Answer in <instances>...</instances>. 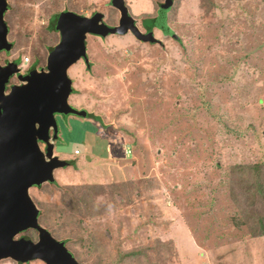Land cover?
<instances>
[{
  "label": "rangeland",
  "instance_id": "1",
  "mask_svg": "<svg viewBox=\"0 0 264 264\" xmlns=\"http://www.w3.org/2000/svg\"><path fill=\"white\" fill-rule=\"evenodd\" d=\"M7 2L6 57L36 68L58 42L57 13L118 17L108 0ZM125 3L169 40L87 37L91 68L78 61L68 76L107 127H61L55 154L78 166L54 174L58 190L29 189L38 224L80 264H264V236L229 219L264 207V174L251 166L264 164V0H180L170 17L169 0Z\"/></svg>",
  "mask_w": 264,
  "mask_h": 264
},
{
  "label": "water",
  "instance_id": "2",
  "mask_svg": "<svg viewBox=\"0 0 264 264\" xmlns=\"http://www.w3.org/2000/svg\"><path fill=\"white\" fill-rule=\"evenodd\" d=\"M107 4L118 14L112 26L105 22L104 12L94 11L89 16L71 11L57 13L52 30L58 34V42L48 50L43 67L21 72L16 63L0 65V260L80 264L65 248L64 241L55 240L37 223L39 211L28 194L31 187L52 184L53 170L68 164L52 157V142L57 138L53 116L60 115L63 121L69 115L90 117L86 110L67 103L71 93L77 94L67 72L79 60L90 70L85 44L88 36L105 39L129 34L139 43L163 48V39L155 37L153 30L141 32L137 28L125 0H108ZM6 10V0H0V53L5 56L12 47L3 18ZM10 77H15L17 83L6 89ZM39 144L44 146L43 151ZM26 230L36 232L35 242L14 238Z\"/></svg>",
  "mask_w": 264,
  "mask_h": 264
},
{
  "label": "clouds",
  "instance_id": "3",
  "mask_svg": "<svg viewBox=\"0 0 264 264\" xmlns=\"http://www.w3.org/2000/svg\"><path fill=\"white\" fill-rule=\"evenodd\" d=\"M7 4H8V2H7ZM125 5H126V3H125ZM126 7H127V9H128V11H129V13H130V10H129V8H128V6L126 5ZM57 15V14H56ZM56 15H55V17H56ZM130 15H131V13H130ZM131 17H133L132 15H131ZM3 18H4V16H3ZM54 19L55 18H53V22H54ZM52 22V23H53ZM136 26H137V24H136ZM137 28H138V26H137ZM139 29V28H138ZM154 35H155V33H154ZM156 37V36H155ZM166 37V36H165ZM158 38V37H157ZM159 39V38H158ZM86 41H87V39H86ZM164 42V41H163ZM86 44V46H87V43H85ZM12 48V47H11ZM3 53V52H2ZM2 53H0V54H2ZM87 54V53H86ZM47 56V55H46ZM87 58H88V55H87ZM89 60V59H88ZM0 61H1V59H0ZM80 61V63H81V68H82V70H83V72H85L84 71V69H85V67H84V65H83V62H82V60H79ZM7 62H13V63H16L17 64V68H19V70L21 71V72H25V71H23V68H24V65H25V63H27V61H24V60H22V64L21 65H18L19 63H18V61L17 62H14V61H9V59H7ZM24 62V63H23ZM78 62V61H77ZM5 64V63H4ZM3 64V65H4ZM0 65H1V62H0ZM3 65H1V66H3ZM44 65H45V63H44ZM36 68V67H35ZM33 69V68H32ZM27 71V70H26ZM67 77L70 79V77L68 76V72H67ZM13 79H15V77H12ZM16 80V79H15ZM71 80V79H70ZM72 81V80H71ZM17 83V81L15 82V83H13V84H16ZM73 83V82H72ZM9 85H11V84H9ZM72 86V88H73V92H76L75 91V88L73 87V84L71 85ZM8 87H6V89H7ZM73 95H78V93L77 94H70L68 97H70V96H73ZM67 103H68V98H67ZM69 104V103H68ZM69 106H72V105H70L69 104ZM72 107H74V106H72ZM75 108V107H74ZM79 109H81V108H79ZM85 110V109H84ZM87 111V110H86ZM88 112V111H87ZM89 113V112H88ZM54 117V121L56 122V125H57V134H56V136H57V138L52 142V145H53V149H52V151H51V153H52V157H56L57 159H59V160H65L68 164H67V166L66 167H64V169H60V168H58V170L57 171H55V169L53 170V172H52V176H53V183L52 184H50L51 186H47V183H43V184H41V185H39L38 187H36V189H39V188H41L42 186H46V187H49V188H53V189H55V190H58L59 189V187H60V183L58 182V181H56V179H55V177H54V174L56 173V172H63L64 170H65V168H73V171H74V169L76 168V166H78L77 164H76V162H75V157H72V158H69V159H66V158H62V157H59V156H57L56 154H55V150H54V146H55V142H57V140L60 138V135H61V127H65L67 124H68V120L69 119H78V120H86V119H91V118H77V117H74V116H71V115H69V116H65L64 118H67V120L65 121V119H64V121H63V119L61 118V116L60 115H54L53 116ZM49 136H51V132H49ZM60 141H61V139H60ZM39 146V149L41 150V151H43L44 150V146L42 145V144H39L38 145ZM125 147H127V146H125ZM74 151H77V154H74ZM71 154H72V156H78L79 154H80V152H78V150L75 148V149H72V152H71ZM71 166V167H70ZM49 184V183H48ZM56 185L57 186V188H54V186ZM31 188H33V187H31ZM30 189V188H29ZM30 193H31V191H29L28 190V194H29V197L31 198V196H30ZM31 201L33 202V204L37 207V209H38V211H39V216H40V213H41V210L38 208V206H37V204H36V202L33 200V198H31ZM38 218V217H37ZM39 220V219H38ZM37 223H38V221H37ZM46 231H48L47 229H46ZM35 232V231H34ZM49 232V231H48ZM36 233V232H35ZM50 234V233H49ZM19 235H21V234H19ZM19 235H17V236H15L14 238L15 239H17V238H24L23 236H19ZM50 236H51V234H50ZM52 237V236H51ZM36 238H37V234H36ZM53 238V237H52ZM26 239H29V240H31L30 238H28V237H26ZM56 240V239H55ZM31 241H33V240H31ZM35 241H36V239H35ZM35 241H33V242H35ZM59 241H61V240H59ZM63 241V240H62ZM64 246H65V243H64ZM65 248L67 249V247L65 246ZM68 250V249H67ZM72 254V253H71ZM73 255V254H72ZM74 257V256H73ZM7 259H9V258H6V259H1L0 260V263L1 262H3L4 260H7ZM9 260H11V259H9ZM11 261H13V260H11ZM40 261V260H39ZM14 262V261H13ZM14 263H16V262H14ZM43 263V262H42ZM23 264V263H22ZM44 264V263H43Z\"/></svg>",
  "mask_w": 264,
  "mask_h": 264
},
{
  "label": "trees",
  "instance_id": "4",
  "mask_svg": "<svg viewBox=\"0 0 264 264\" xmlns=\"http://www.w3.org/2000/svg\"><path fill=\"white\" fill-rule=\"evenodd\" d=\"M153 1H155V3H156V0H153ZM179 1L180 0H169V17L175 13L176 9L178 8ZM202 1H205V3H207L209 0H202ZM53 18H55V15L50 20V24H49L50 28L53 25V23H52ZM169 21H170V18H169ZM145 27L151 28L152 26L149 25L147 27V25H145ZM181 49H183L182 46H181ZM94 117H92V118H94ZM89 118H91V116ZM94 120L96 122H98L97 124H98L99 128L105 129V127H107V125L103 121L101 122L97 117H95ZM105 145H106V143L104 144V149L101 150V153H100L104 157L106 156ZM258 163L254 166L251 165L252 169H255L256 167L260 168L264 174V164H263V166H261V164H258ZM250 171H253V170H249V172ZM253 182H255V181H253ZM260 185H259V183L255 182V189L256 188L258 189L259 187H261ZM229 219H230L231 223L236 228H238V227L240 228L242 226H245L248 229L249 236H252V237H263L264 236V207H263V212L253 211L250 214H248L246 217H245V213H242V216H237V217L232 216ZM23 237L26 238V236H23ZM130 255H133V253L129 254L128 256H130Z\"/></svg>",
  "mask_w": 264,
  "mask_h": 264
},
{
  "label": "flooded vegetation",
  "instance_id": "5",
  "mask_svg": "<svg viewBox=\"0 0 264 264\" xmlns=\"http://www.w3.org/2000/svg\"><path fill=\"white\" fill-rule=\"evenodd\" d=\"M6 2H7V0H6ZM152 6H153V4H152ZM155 11V10H154ZM152 14H154V12H152ZM133 16V15H132ZM118 18V17H117ZM133 18L135 19V20H137V26H138V28L140 29V31L141 32H147V31H149V30H154V25H152V27L151 28H145V27H142V25H143V22H146L147 21V16H139V17H135V16H133ZM52 19V18H51ZM50 19V20H51ZM49 20V21H50ZM4 21H5V23H6V25H7V10L5 11V13H4ZM107 23V22H106ZM117 23V19H116V21H115V23H107L108 25H110V26H112V25H114V24H116ZM57 34V33H56ZM161 34V35H160ZM159 36H161L162 37V33H159L158 34ZM168 40H169V38H167ZM166 38H165V40H167ZM144 44V43H143ZM2 53V52H1ZM0 59H1V65H3L4 63H6L7 62V57L4 55V53H2V55H0ZM9 61H14V62H17L18 61V65H21L22 63V59L20 58H15V59H13L12 58V60H9ZM31 61V60H30ZM29 60L27 61V63H25V65H24V68H23V71H26V70H29V69H32V68H35V67H38L39 66V64H37L38 63V61L37 60H32L31 62H30ZM24 63V62H23ZM11 80H15V79H13L12 77H10L9 78V80H8V82L5 84V86L7 87L9 84H13V82H11ZM16 81V80H15ZM88 111V110H87ZM89 112V114H90V116H91V118L92 117H94V115L92 114V112H90V111H88ZM87 112V113H88ZM94 119V118H93Z\"/></svg>",
  "mask_w": 264,
  "mask_h": 264
},
{
  "label": "crops",
  "instance_id": "6",
  "mask_svg": "<svg viewBox=\"0 0 264 264\" xmlns=\"http://www.w3.org/2000/svg\"><path fill=\"white\" fill-rule=\"evenodd\" d=\"M153 1V0H152ZM137 21V20H136ZM137 23V22H136ZM145 25H147V27L149 26V25H155V22L153 21V23L152 22H149L148 20L146 21V22H143V25H142V27H145ZM146 28V27H145ZM140 30V29H139ZM155 32V30H153V33ZM155 34H156V37H158V38H162L163 39V41H165V37H161V36H159L158 35V32H155ZM127 35V34H126ZM161 35V34H160ZM167 39V38H166ZM73 96H76V95H73ZM79 95H78V97L76 98L77 100L79 99ZM77 100H73V98H72V96H70V97H68V103L70 104V105H72V106H74L76 109H79V108H81V109H85V110H87L86 108H84V106H85V104H83V100H78V102H74V101H77ZM95 116V115H94ZM86 120H88V119H86ZM72 126H73V124H72ZM72 149H75V148H72Z\"/></svg>",
  "mask_w": 264,
  "mask_h": 264
},
{
  "label": "built area",
  "instance_id": "7",
  "mask_svg": "<svg viewBox=\"0 0 264 264\" xmlns=\"http://www.w3.org/2000/svg\"><path fill=\"white\" fill-rule=\"evenodd\" d=\"M129 150L127 149V147H124V149H123V152L124 153H127ZM74 154H77V151H74Z\"/></svg>",
  "mask_w": 264,
  "mask_h": 264
}]
</instances>
